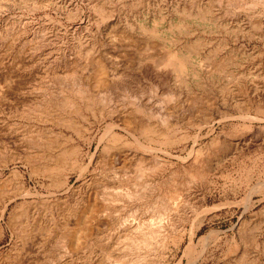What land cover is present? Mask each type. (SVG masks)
Masks as SVG:
<instances>
[{"label":"rangeland","instance_id":"rangeland-1","mask_svg":"<svg viewBox=\"0 0 264 264\" xmlns=\"http://www.w3.org/2000/svg\"><path fill=\"white\" fill-rule=\"evenodd\" d=\"M202 1L0 0V209L4 193L12 195L14 188L25 185L38 194L26 199L22 209L17 207L21 199L8 206L0 225V264H95L90 252L102 253L93 235H103L111 220L94 214L83 216L89 233L77 242L76 254L70 248L58 252L53 246L55 234L63 225L72 227L80 215L82 206L76 212L72 207L76 194L97 193L94 204L103 205L101 186L115 184L123 155L142 151L135 144L125 145L133 139L119 128L115 132L122 141L104 135L111 120L100 105L91 108L93 100L81 99L62 85L71 71L104 94L103 84L97 83L100 69L106 84L125 75L145 80L146 71L151 78L166 76L168 87L159 88L149 104L157 107L166 88L174 91V100L167 105L170 120L140 136L151 156L169 161L166 172L191 162L195 152L205 159L224 139L231 144L212 159L214 185L208 206L222 208L203 218L195 241L207 233L219 236L198 264H264V10L243 11L250 22L230 23L197 16ZM172 56L186 59L187 68L160 70ZM45 91H53V99ZM61 97L71 103H61ZM44 109L48 115L39 113ZM243 112L250 121L243 131L246 140L238 145L227 134L242 127ZM97 147L95 161L78 178L77 167L86 165ZM107 154L115 173L103 166ZM27 156L29 164L23 161ZM192 191L196 195L200 189ZM248 194L251 205L243 202ZM24 210L42 231L23 218L16 220L14 229L8 228L10 214L19 217ZM22 236L24 257L11 249ZM184 246L169 264L177 263Z\"/></svg>","mask_w":264,"mask_h":264},{"label":"bare ground","instance_id":"bare-ground-1","mask_svg":"<svg viewBox=\"0 0 264 264\" xmlns=\"http://www.w3.org/2000/svg\"><path fill=\"white\" fill-rule=\"evenodd\" d=\"M261 9L264 10V0H205L197 6L196 15L201 18L207 16L209 18L224 19L230 23L241 20L250 22L251 19L246 14H242V12H256ZM263 26L259 24L260 28ZM253 27L257 29L258 25L254 24ZM187 62L186 59L174 58L172 56L165 61L160 70L177 69L183 71L187 68ZM53 65L52 67H54ZM66 67L63 68L67 69L68 67ZM99 71L97 83L103 84L102 86L105 88L107 95L105 93L99 94L100 92L90 87L87 79H81L75 74H71V71H69L70 74L66 75V78L64 77L65 79L63 78V80L60 78L61 76H58L60 74L56 75L58 72H55L56 74L53 73V78L62 80V85L64 84V88L66 87L70 93L86 101L93 100L91 108L100 105L101 113L107 115L111 120L104 135L110 136L112 140L114 139L113 142L116 140L122 141V137L117 136L115 132V129L119 128L129 139H133V142L128 141L129 143L127 142L125 145L135 144L133 146L142 151L138 150V152L135 151L131 155H123L124 158L121 160L119 166L121 174L118 177H113L115 184L107 185V187L105 185V187L101 186L102 192H100L99 196L103 199V205L94 204V198L97 196V193L89 194L88 192L84 193V191H81V193L76 194L77 196L73 200L72 207L75 210L79 208L78 205H81L82 208L78 211L80 215L77 216L76 223L72 227L63 225L61 231L55 234L54 237L56 238H53L55 239L53 246L55 249L57 248L58 252H63V250L65 252L70 248L76 254L78 251L77 242L85 239L84 236L89 233V224H86L87 220L83 216L94 214V216L105 217L107 221L111 220V222L108 221L106 223L110 227L109 230H106L103 235L98 233L93 235L94 238L92 240L94 245L97 248H101V250L103 249L99 255L95 251H93V253H96L95 255L90 252L94 256L92 257L95 264H169L176 257L183 243H185V246L176 264H183L184 259H186V264H198L205 249L212 241L218 239L219 236L218 234L207 233L198 237L195 241L197 232L203 224V218L220 207L222 208V205L208 206V196L211 194L212 185H214L211 180L213 171L212 159H214V155L218 154L225 147L228 148L231 144L226 143L227 141L224 139L222 143H217V145L213 146V152L208 153L205 159L201 158L199 152H195L191 162L180 167L178 165L175 169L170 168V171L166 172V168L169 167V161L155 154L151 156L153 154H151V148L149 149L147 146H144L140 140V136L151 134L156 129L154 127L166 126L170 120V111L167 109V105L174 100V91L166 88L164 95H161L162 97L159 98L160 101L157 107L151 108L149 104L153 95H157L159 88L168 87L169 84L166 76H163V74H153L155 76L151 78L152 74L146 71L144 73L145 80L125 75L117 83L110 82V84H106L102 79L103 69ZM45 92L47 93V91ZM47 94L53 99V94L55 93L49 91ZM66 100L67 98L65 97L60 98L61 103H64ZM69 102L71 103V101ZM65 103L68 104L67 102ZM27 113L31 114L30 111ZM39 113L48 115L49 110L44 109ZM240 119L243 123L242 127L227 134V137L236 139L238 145L245 142L246 138L243 131L248 128L247 123L250 121L246 112L241 114ZM222 135L226 136L225 134ZM197 139L198 136L194 137V143L198 141ZM145 152L148 153V158L144 154ZM98 154L99 150L97 147L95 152L90 155L88 163L77 167L78 178L84 177ZM163 155L165 156V154ZM166 155L170 157L168 153ZM23 161L29 164L31 161L30 156H27ZM102 162L104 163L103 166H107V172L110 174L115 173V166L110 159V155H104ZM129 168H131L130 172ZM101 176L103 179L106 175L103 174ZM99 184L100 182L95 183V185ZM196 186L199 187L200 191L194 195L195 193L191 192H193L192 188L194 189ZM11 191L12 195L7 196V193L3 195V205L0 209V225L4 221L5 213L12 201L21 199L22 202L17 207L22 209L26 199L38 195L37 193L32 194L30 189L26 188L25 185L14 188ZM243 202L246 205H251L253 203L251 195L248 194L243 199ZM67 210L68 214L72 213L71 207ZM14 213L10 214L7 223L8 228L14 229L18 223L16 220L23 218L24 221L30 219V225L42 231L40 228L41 224L35 221L36 218H29L26 210L19 217H16ZM50 230L51 227H48L45 231L49 233ZM1 232H3V229L0 226V236ZM24 243L25 241L22 236V238L16 239L14 244H12L11 249L16 252V255L21 253L24 257V254H27L25 249L27 247ZM87 248L89 249L90 246Z\"/></svg>","mask_w":264,"mask_h":264}]
</instances>
